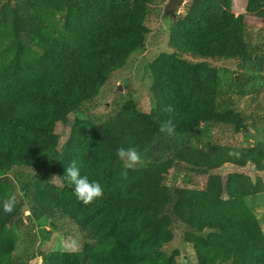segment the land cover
I'll return each instance as SVG.
<instances>
[{"label": "trees", "instance_id": "obj_1", "mask_svg": "<svg viewBox=\"0 0 264 264\" xmlns=\"http://www.w3.org/2000/svg\"><path fill=\"white\" fill-rule=\"evenodd\" d=\"M164 2L0 0V201L15 197L11 213L0 211V264H178L177 251H164L176 223L197 264H264V229L247 205L264 191L263 145L159 147L167 120L179 136L203 127L247 136L208 64L251 59L232 0H189L184 14L162 18L172 53L147 65L149 113L127 101L106 120L84 115L145 49V22ZM244 11L264 29V0H246ZM122 147L139 153L130 169L116 156ZM72 163L100 183V198H75L63 176ZM63 229L71 248H49Z\"/></svg>", "mask_w": 264, "mask_h": 264}, {"label": "rangeland", "instance_id": "obj_2", "mask_svg": "<svg viewBox=\"0 0 264 264\" xmlns=\"http://www.w3.org/2000/svg\"><path fill=\"white\" fill-rule=\"evenodd\" d=\"M153 8L145 25L150 29L145 49L132 54L125 66L115 72L109 83L104 86L96 99L92 102L89 111L84 115L93 116L98 121L111 117L121 104L132 101L142 113H149L153 107V100L150 94L151 80L147 74V65L162 54L169 55L172 50L168 46L167 23L161 17L165 3ZM189 0H184L180 9V14H184L185 7ZM232 14L237 16L243 14L245 40L252 51L251 59L245 63H234L227 60L220 62H209L218 71V91L219 100H224L232 108L242 114L247 136L244 133L234 134L230 130L203 127L201 131L185 136L173 134L168 136L163 133L159 143L161 153H168L180 145H190L204 147L206 143H218L233 147H246L252 145H263L264 147V95L262 85L264 81V29L262 20L254 15L245 13L246 0H232ZM120 87L121 90L115 93ZM160 153V154H161ZM230 169L226 166L223 171ZM28 171L23 169L22 172ZM264 182V175H263ZM201 187L204 183L202 179L193 182ZM179 184L190 183L186 177L180 179ZM247 205L259 219L264 229V191L254 198L247 200ZM43 227L50 230L51 224L45 223ZM186 228L179 224H173L171 228V240L164 246V251L171 254L178 253V264H197L195 253L190 244L186 243L184 235ZM37 234L40 235L39 231ZM59 238L55 236L49 241V248L57 250H69L71 248L70 239L74 235L71 231L63 229L59 233ZM27 264H40L38 259H34Z\"/></svg>", "mask_w": 264, "mask_h": 264}, {"label": "clouds", "instance_id": "obj_3", "mask_svg": "<svg viewBox=\"0 0 264 264\" xmlns=\"http://www.w3.org/2000/svg\"><path fill=\"white\" fill-rule=\"evenodd\" d=\"M167 111H171L169 106ZM161 133L171 136L175 132V125L171 120L164 121L160 126ZM117 158L123 163L125 168L134 167L140 160L139 153L136 148H118L116 150ZM66 181L72 186L73 195L75 198L87 205L93 202L95 199L100 198L103 195V188L100 183L96 181H89L87 175H82L79 167L75 163L70 164L64 169V175ZM15 206V197H10L6 200L0 201V211L4 213H11Z\"/></svg>", "mask_w": 264, "mask_h": 264}, {"label": "water", "instance_id": "obj_4", "mask_svg": "<svg viewBox=\"0 0 264 264\" xmlns=\"http://www.w3.org/2000/svg\"><path fill=\"white\" fill-rule=\"evenodd\" d=\"M184 0H168L162 9V18L170 20L173 17H176L180 13L181 6L183 5ZM121 90L120 87L115 91L118 93Z\"/></svg>", "mask_w": 264, "mask_h": 264}]
</instances>
